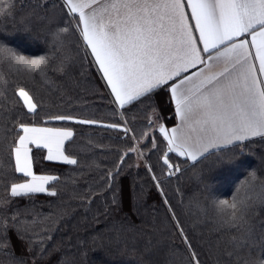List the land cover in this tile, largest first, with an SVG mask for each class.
<instances>
[{"label": "snow or ice", "instance_id": "obj_1", "mask_svg": "<svg viewBox=\"0 0 264 264\" xmlns=\"http://www.w3.org/2000/svg\"><path fill=\"white\" fill-rule=\"evenodd\" d=\"M41 36L46 50L26 54ZM0 37V264H117L107 257L120 254L114 241L128 232L127 215L118 216L125 208L152 225L138 229L131 264H177L178 245L157 255V209L135 177L130 207L123 197V180L141 168L167 213L168 235L184 246L179 264H264V222L258 231L249 223L250 198L241 195L264 186L255 170L231 204L214 199L208 184L202 191L218 210L217 228L246 227L231 244L219 235L196 242L197 223L181 218L179 183L185 165L209 156L225 166L254 150L264 156V0H29L19 11L17 0H0ZM12 73L17 80L6 78ZM36 79L43 90L29 87ZM88 92L104 103L89 104ZM77 126L119 133L104 150L115 158L81 152ZM45 161L75 173L66 174L67 199L47 214L19 203L61 196V176L36 171Z\"/></svg>", "mask_w": 264, "mask_h": 264}, {"label": "trees", "instance_id": "obj_2", "mask_svg": "<svg viewBox=\"0 0 264 264\" xmlns=\"http://www.w3.org/2000/svg\"><path fill=\"white\" fill-rule=\"evenodd\" d=\"M35 2V0H32ZM29 0H17V10L21 8H25L28 5ZM9 37H16L18 33L13 30L11 24H9L8 33ZM19 35H22L20 33ZM2 38V37H0ZM30 45L26 50V54H40L43 50H46V45L44 44L43 37L41 36L38 41H29ZM4 73V70L0 69V74ZM11 81H15L18 79L17 74L12 73L6 77ZM22 79V78H21ZM102 83V82H101ZM35 85L37 89L43 90L44 84L39 79H36L29 84V87ZM103 91V89H100ZM6 95L11 96V89L6 93ZM88 97L87 102L93 105H100L104 103L100 97L94 96L92 92L85 93ZM161 106H164V98H160ZM91 112H96L98 115L102 117H107L109 110L107 108L97 109V107L93 106L89 109ZM141 119H143L141 117ZM78 132H82L83 135L78 140L79 150L81 152L86 153L88 156H91L93 159H114L115 153H112L109 156H105L104 150L108 148H115L118 144L117 136L119 133L115 131H105L97 128L84 127L80 128L77 126ZM107 137H111V139H107ZM91 140L93 147L88 146V141ZM103 142L100 144V142ZM258 147V146H255ZM236 153H239L238 149L234 150ZM134 159V157H133ZM217 157L215 155L209 156L207 160L203 161V163L197 164L196 167H191L189 165H185L188 170L185 172L184 177L181 179L180 188L181 194L183 196L184 204H183V214L182 219L185 221V224H189L193 220L197 223V227L195 228L196 234V242L203 244L206 241H216L217 236L219 235L220 242L224 244H231L233 240H241L246 235V227H224L217 228V209L213 207V205H209V211H205L208 206L207 203H211L207 198L202 199L203 197L202 191L205 184H208L215 191L213 194L214 199H228L232 198L233 194L236 193L237 188L240 187L241 183L244 181L243 178L248 177L249 171L254 169L257 170V174L260 172L261 180H264V156L261 155L260 151H253L250 154L246 155H237L236 161L228 166L221 165L216 163ZM245 161L250 162L249 165L241 166ZM241 167V168H240ZM256 167V168H255ZM36 171L40 173L49 172L54 173L61 176V183L56 187L58 191L61 193L60 197H50L44 194H40L32 197V201L34 203L29 204L28 199L22 200L19 203L21 206H27L34 209L36 212L47 214L51 207H54L57 204L62 203L67 198L63 196V193L67 191L64 187V182L68 181L69 177L66 174L75 173L72 172L71 166L61 165L55 162H42L36 168ZM127 175V173H126ZM263 175V176H262ZM135 177V183L141 185L143 188V196L144 202L148 205L156 206V213L153 219V222L156 224L157 232V255L159 258H164L169 255L170 250L178 245V255L175 257L177 264H179V260L181 256L186 258V254L183 253V245L180 243L178 237L173 232V235L169 236L168 231L171 230V223L167 219V213L160 203L159 195L156 189L152 186V183L147 176V174L142 170L137 172L135 169L132 170V175H127V178L123 180L122 187L124 189L123 197L130 207L132 205V183L133 178ZM230 177L231 182L229 190L221 191L225 185L226 178ZM82 179V178H81ZM242 181V182H241ZM177 182L175 179L172 180L171 184H166V191L169 194H172V188L176 186ZM258 187H262L259 189ZM137 191H140L138 188ZM213 192V191H212ZM262 192V193H261ZM264 186L258 181L252 188L246 191L244 196L250 198L251 207L247 213V218L249 223L253 224L257 231L259 230L261 222H264V203H261V198L264 197ZM3 193L0 192V195ZM207 197V193H204ZM227 211V209H226ZM230 212V211H228ZM127 215L128 220L130 221L128 232L125 233L123 237L117 236L114 244L119 243L122 245L119 255L113 254L107 258L117 261V264H120L121 261L128 260L129 264H131V260L135 258L136 252L131 248L133 244L139 248L140 242L137 237L140 235L138 229L147 228L151 230V224H142L141 220L138 216L133 215L128 211V208H125L124 213H119V218L123 219V217ZM150 217L146 214L145 219H149ZM73 223H76L73 221ZM228 228V229H227ZM65 231L67 230V225L65 226ZM81 234H83V229H81ZM143 237H140L142 239ZM127 241V243H124Z\"/></svg>", "mask_w": 264, "mask_h": 264}, {"label": "rangeland", "instance_id": "obj_3", "mask_svg": "<svg viewBox=\"0 0 264 264\" xmlns=\"http://www.w3.org/2000/svg\"><path fill=\"white\" fill-rule=\"evenodd\" d=\"M160 103H162V101L160 102ZM250 164V162H248V161H245L241 166L243 167V166H245V165H249ZM241 168V167H240ZM256 168V167H255ZM140 170H142V168L140 169ZM255 171H256V173H257V170L256 169H254ZM257 176L258 177H260V172H259V174H257ZM263 176V175H262ZM246 178H243V180H245ZM226 182H225V185L222 187V188H220V190L221 191H224V190H229V188H230V185H228L230 182H231V180H230V177H228V178H226V180H225ZM242 182V181H241ZM260 182V181H259ZM259 189H262V187H258ZM213 189V188H212ZM213 192L212 193H215V191L214 190H212ZM262 193V192H261ZM264 193V192H263ZM244 194H246V192H242L241 193V195H244ZM200 198H202V199H205V198H207L206 197V195H204L203 194V197H200ZM226 200H228L229 201V204H231L232 203V198L231 197H229L228 199H226ZM207 207H206V209H205V211L207 212V211H209V205H213V203H212V201H211V203L209 202V203H207ZM215 210H216V208H215ZM227 211H232V209H227ZM228 229V228H227Z\"/></svg>", "mask_w": 264, "mask_h": 264}, {"label": "crops", "instance_id": "obj_4", "mask_svg": "<svg viewBox=\"0 0 264 264\" xmlns=\"http://www.w3.org/2000/svg\"><path fill=\"white\" fill-rule=\"evenodd\" d=\"M164 103H165V99H164Z\"/></svg>", "mask_w": 264, "mask_h": 264}]
</instances>
